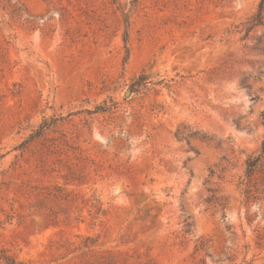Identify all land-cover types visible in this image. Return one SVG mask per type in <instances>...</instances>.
<instances>
[{
  "label": "rangeland",
  "instance_id": "1",
  "mask_svg": "<svg viewBox=\"0 0 264 264\" xmlns=\"http://www.w3.org/2000/svg\"><path fill=\"white\" fill-rule=\"evenodd\" d=\"M260 1L0 0V250L264 264V25L241 32Z\"/></svg>",
  "mask_w": 264,
  "mask_h": 264
},
{
  "label": "trees",
  "instance_id": "2",
  "mask_svg": "<svg viewBox=\"0 0 264 264\" xmlns=\"http://www.w3.org/2000/svg\"><path fill=\"white\" fill-rule=\"evenodd\" d=\"M263 8H264V0H261L258 6L257 12L249 18V20L244 24V28L241 30V32H244L243 39H247L251 31L255 27L264 25V19H263V13H262ZM127 27H128V20H126V28ZM124 40L127 45L128 44V31H126L125 33ZM128 53H129V49H127V54ZM157 63L158 61L155 59L150 61L147 65H145L141 69V71L135 77L131 79V82L129 84V89H128L131 94L140 93L148 89V87L152 84H159L160 81H157V83H155L159 77V72L155 70V66L157 65ZM263 116H264V113H263ZM48 125L49 124L47 122H44V125L41 127V130L36 132L35 135L31 137V139L38 136V134H40L41 131H43V129L46 128V126ZM263 159H264V141L262 143L260 154L257 156H250L245 162V166H246L245 193L247 195H250L252 193L251 184H252L254 175L257 172V169L260 163L263 161ZM95 242H96V239L92 237H86L85 240L81 244H79V246L76 249L80 250L81 248H88L90 245L95 244ZM0 262L2 264H26L22 260L16 257L10 256L6 250H0Z\"/></svg>",
  "mask_w": 264,
  "mask_h": 264
},
{
  "label": "water",
  "instance_id": "3",
  "mask_svg": "<svg viewBox=\"0 0 264 264\" xmlns=\"http://www.w3.org/2000/svg\"><path fill=\"white\" fill-rule=\"evenodd\" d=\"M127 94H130V92H127Z\"/></svg>",
  "mask_w": 264,
  "mask_h": 264
}]
</instances>
